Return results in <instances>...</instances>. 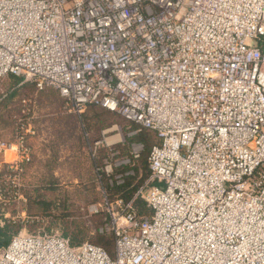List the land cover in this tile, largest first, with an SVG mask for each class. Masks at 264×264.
I'll use <instances>...</instances> for the list:
<instances>
[{
  "label": "built area",
  "instance_id": "built-area-1",
  "mask_svg": "<svg viewBox=\"0 0 264 264\" xmlns=\"http://www.w3.org/2000/svg\"><path fill=\"white\" fill-rule=\"evenodd\" d=\"M8 75L57 90L76 113L119 114L158 143L130 200L82 208L104 211L97 231L112 254L19 231L0 264H264V0H0ZM26 132L0 139L12 169L31 159ZM137 196L149 214L137 215Z\"/></svg>",
  "mask_w": 264,
  "mask_h": 264
},
{
  "label": "rangeland",
  "instance_id": "rangeland-1",
  "mask_svg": "<svg viewBox=\"0 0 264 264\" xmlns=\"http://www.w3.org/2000/svg\"><path fill=\"white\" fill-rule=\"evenodd\" d=\"M136 130L135 124L102 107L76 113L53 88L37 90L23 77H0V139L13 142L27 131L31 149L30 161L19 169L4 162L14 158L11 151L6 158L0 154V219L27 233L98 235L95 229L104 216L88 215L82 207L102 203L104 194L113 200L106 185L120 181L119 167L141 166L140 155L147 149L131 142ZM109 135L118 137L111 148L105 145ZM149 138L154 140V134L149 132ZM142 174L139 169L137 178Z\"/></svg>",
  "mask_w": 264,
  "mask_h": 264
},
{
  "label": "trees",
  "instance_id": "trees-1",
  "mask_svg": "<svg viewBox=\"0 0 264 264\" xmlns=\"http://www.w3.org/2000/svg\"><path fill=\"white\" fill-rule=\"evenodd\" d=\"M12 76V75H11ZM13 78H15L16 81H19L21 79V77H17V76H13ZM89 106H96V105H88ZM100 107V106H98ZM105 109V108H103ZM107 110V109H106ZM109 111V110H107ZM111 112V111H109ZM114 113V112H111ZM115 114V113H114ZM137 126V125H136ZM138 128V126H137ZM139 132V133H138ZM149 132L153 133V131L146 129V128H141L140 130L137 131L136 135H134L133 137L130 138L131 142H141L143 144V146L147 149L145 150L140 156V160H141V166L139 167H135L136 165H132V166H122L119 167L117 169L121 170L122 174V178L120 179L121 182L117 183V182H113L112 180H110V184H107L106 187L108 189L109 192H111V196L113 198V196L115 195L114 198H123L125 201L130 200L133 195L135 194V192L137 191V189L143 184V182L145 181V179L148 177L149 175V170H148V165H147V156L150 150V147L155 144L158 143V139L156 138L155 134H154V140L149 138ZM152 140V141H151ZM142 170L143 174L141 175V177L137 178L138 176V170ZM130 171L132 172V174L130 173ZM135 173V175L133 174ZM133 208L136 210L137 215L138 216H142V215H147L150 213V208L146 205V202L144 201V199L140 196H137L134 198L133 200ZM95 215H103L104 219L102 224L105 222V213L104 211L99 212L98 214ZM3 221V223L1 222ZM100 224V225H102ZM99 225V226H100ZM98 229V228H97ZM95 229V230H97ZM19 231V227L17 225V223H13L10 220L7 219H0V247H4L6 246L12 235L18 233ZM99 233L98 235H92V236H88L85 233H67L65 232L63 234V236L67 237L71 243V245H78L80 243H82L83 241L86 240V238L88 237V239H92L93 240V244L99 245L98 243L102 244H108L109 246H102L104 247L106 250L108 248V252H109V248L112 249V253H113V241H112V236L110 234H101ZM108 236V237H107ZM104 237L108 238V241L104 242L103 240ZM110 253V252H109ZM110 253V254H112Z\"/></svg>",
  "mask_w": 264,
  "mask_h": 264
},
{
  "label": "crops",
  "instance_id": "crops-1",
  "mask_svg": "<svg viewBox=\"0 0 264 264\" xmlns=\"http://www.w3.org/2000/svg\"><path fill=\"white\" fill-rule=\"evenodd\" d=\"M113 136H114V135H109L108 137H113ZM105 140H106V138H105ZM116 141H117V140H116V139H114V141L112 140L111 142H113V143H114V142H116ZM115 144H116V143H114L113 147L115 146ZM9 151H11V152H12V153H11V155L13 154V156H14V158H15V153H14V151H12V150H9ZM7 152H8V151H7ZM7 152H6V153H7ZM6 153H5V155H4V158H6V157H7V154H6ZM14 158H13V159H14ZM13 159H12V160H13ZM82 208H84V207H82Z\"/></svg>",
  "mask_w": 264,
  "mask_h": 264
},
{
  "label": "bare ground",
  "instance_id": "bare-ground-1",
  "mask_svg": "<svg viewBox=\"0 0 264 264\" xmlns=\"http://www.w3.org/2000/svg\"><path fill=\"white\" fill-rule=\"evenodd\" d=\"M115 137H116V138H115ZM114 139H116V140H117V139H118V137H117L116 135H115V136H113V137H107V138H106V141H107V142H111L112 140L114 141Z\"/></svg>",
  "mask_w": 264,
  "mask_h": 264
}]
</instances>
